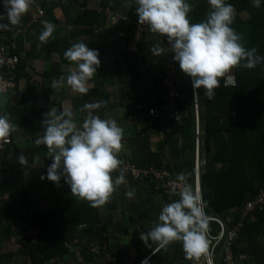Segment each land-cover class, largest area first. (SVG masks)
Instances as JSON below:
<instances>
[{"label":"crops","instance_id":"obj_1","mask_svg":"<svg viewBox=\"0 0 264 264\" xmlns=\"http://www.w3.org/2000/svg\"><path fill=\"white\" fill-rule=\"evenodd\" d=\"M34 1L43 7L44 13L34 20L26 12L17 25L10 26L0 36L7 47L20 56L13 75L1 71V76L8 80V87L5 92L0 90L3 100L0 114H6L17 128L10 133L11 145L0 154V264H15V259L19 258L21 264H33L24 244L33 241L34 215L50 210L61 212L56 219L68 251L44 264H136L156 248L151 242V247L145 246L139 239L140 233L150 230L162 203L171 199L156 191L148 181L125 177V183L116 188L109 201L95 207L98 222L81 220L87 215L83 205L88 202L72 195L63 178L58 187L47 180L46 168L51 157L46 146L36 145L35 140L43 136L42 121L51 107L58 111L68 107L77 121H83L86 112L80 111L82 105L103 101L95 114L104 119H116L123 129L118 158L153 162L174 173L188 171L193 156V133L184 127L186 122L180 126L182 123L173 120L160 122L140 117L135 108L138 102L157 106L164 100L165 89L160 78L168 46L149 34L133 45L137 18L112 22L113 12L128 15L130 0ZM189 2L195 4V0ZM240 16L246 19L249 14L243 11ZM44 22L56 26L47 43L38 40ZM75 42L98 50L100 64L87 84L88 89L96 86L97 94H79L67 85L51 88L53 79L66 76L74 67L63 52ZM154 46L162 51L154 54ZM177 84L182 92L181 112L187 116L190 88L188 76L180 69ZM200 90L204 92L203 88ZM200 142L202 145L201 139ZM201 145L200 153L209 162ZM229 148L226 133L212 138L211 151ZM19 155L25 156V165L18 163ZM205 168L210 169L211 164ZM129 189L135 190L132 198L125 196ZM236 208L229 209L224 218L234 217ZM245 220L234 247L235 253L244 258H236V264H264V218L253 211ZM150 261L151 264L190 263L184 257L180 242L158 249ZM214 262L222 264L218 256Z\"/></svg>","mask_w":264,"mask_h":264},{"label":"clouds","instance_id":"obj_2","mask_svg":"<svg viewBox=\"0 0 264 264\" xmlns=\"http://www.w3.org/2000/svg\"><path fill=\"white\" fill-rule=\"evenodd\" d=\"M131 2L136 5L137 23L146 26L148 32L166 37L173 53L172 60L191 79L194 97L195 90L203 88L204 97L213 100L219 78L231 69L237 66L253 69L264 62L257 49L246 48L242 35L231 27L234 8L226 0H207L209 10L205 19L195 23L189 18L193 7L189 0ZM251 3L259 8L264 0H251ZM30 4L31 0H0V7L4 9L0 13V32L17 25ZM55 27L51 22H44L38 40L47 43ZM152 51L159 54L162 49L154 46ZM63 56L74 67L66 76L53 79L51 88L67 85L73 92L87 94V84L100 64L98 50L75 42ZM103 103H84L80 111L86 115L80 123L70 108L62 107L58 111L51 107L42 121L43 136L35 140L36 145L46 146L51 157L46 168L47 180L58 187L63 178L71 194L92 207L107 203L116 188L125 183L124 169L120 167L123 162L117 156L122 146L123 129L116 119H104L95 114ZM16 128L6 114H0V141H6ZM17 160L20 165L27 163L24 155H19ZM118 168L119 174L113 175ZM44 178L42 175L41 179ZM169 185L172 196L177 198L162 203L157 221L150 230L141 232L139 239L147 247L155 243L158 249H167L173 242H180L185 259L198 262L204 257L212 264L208 239L210 217L199 186L189 183L185 172L177 173ZM134 195V189L125 192L128 198ZM141 264H147V258Z\"/></svg>","mask_w":264,"mask_h":264},{"label":"trees","instance_id":"obj_3","mask_svg":"<svg viewBox=\"0 0 264 264\" xmlns=\"http://www.w3.org/2000/svg\"><path fill=\"white\" fill-rule=\"evenodd\" d=\"M226 2L234 8L231 27L242 35L244 46L255 47L258 54L264 57V3L255 8L250 0ZM192 6L190 21L195 23L205 19L209 10L207 0H195ZM135 7V3L130 0L128 18H137ZM243 11L249 14L246 19L240 16ZM96 13L94 11V17L97 16ZM226 75L235 77L233 86L224 83ZM219 79L213 100H207L203 91L197 89L201 130L199 137L202 150L209 157V162L206 161L200 174V188L203 199L207 201V213L224 218L229 209L241 206L260 187H264V62L253 69L234 67ZM89 92L97 94L96 86L90 88L87 93ZM187 109L188 115L182 113L183 122L180 126L186 122L184 127L193 133L194 139L191 98ZM178 125L176 127H179ZM222 132L229 135L230 148L211 151L212 138ZM135 163L138 166L144 164ZM208 163L211 164L210 169L205 168ZM189 169L191 164L188 171ZM260 182L262 184L258 185ZM89 207H92L89 203L83 205L87 215L81 220L98 222L96 208L92 207L91 210ZM254 213L264 218V206ZM59 215L61 212L55 210L34 215L36 228L34 236L31 237L33 241L24 244L33 264H44L68 251L60 232L59 221L56 219ZM101 249L105 251L106 247Z\"/></svg>","mask_w":264,"mask_h":264},{"label":"built area","instance_id":"obj_4","mask_svg":"<svg viewBox=\"0 0 264 264\" xmlns=\"http://www.w3.org/2000/svg\"><path fill=\"white\" fill-rule=\"evenodd\" d=\"M3 8L0 7V13L3 12ZM101 10V9H100ZM44 13L43 7L35 4L34 0H31L30 7L27 11L30 19H37ZM112 22L119 20L129 21L127 13L111 14ZM6 31L0 32V36L5 34ZM149 34L152 39L160 38L168 46V53L164 61V72L160 78V83L165 89L164 100L157 106H148L143 102L135 104V108L139 112L140 117H149L157 119L160 122L166 120H175L178 123L183 122V115L179 107V100L182 97V92L177 84L178 69L179 66L172 60L173 53L170 50V46L167 42L166 37L160 36L156 33L147 31V27L140 25L135 21L134 35L132 44L137 45L143 35ZM20 63V56L12 52L7 45L0 38V90L5 92L8 87V80L6 77L1 76V71L13 75L17 66ZM190 87V98L192 105V114L194 116V139H193V156L191 161V169L184 171L188 174V182L198 185L200 188V174L206 160L200 153V137L201 134L199 126V104H198V93L194 97V91L191 86V79L188 77ZM226 85H234L235 77L233 75H227L224 78ZM82 121H77L80 123ZM12 143L11 135L6 141H0V154H2L8 145ZM123 163L120 167L124 169V176L130 177L135 181H148L152 187L159 193L168 196L169 199H176L177 197L172 196L170 192L169 181L174 180L177 174L172 169L165 166H157L153 162H146L143 165L136 164L127 158H119ZM119 174V168L114 171L113 175ZM191 177V178H189ZM201 191V188H200ZM264 206V187H260L254 195L247 199L241 206L235 210V216L227 219L220 216L206 213L210 217L208 239H209V256L212 264H215L214 260L218 256L221 259L222 264H236V258H244L241 254H236L234 251L236 240L243 228L244 220L246 217L255 210H260ZM156 247L146 256L140 258L136 264H141L142 260L147 258V264H150V259L153 253L157 250ZM189 264H208L207 259L201 257L200 260L192 261Z\"/></svg>","mask_w":264,"mask_h":264},{"label":"rangeland","instance_id":"obj_5","mask_svg":"<svg viewBox=\"0 0 264 264\" xmlns=\"http://www.w3.org/2000/svg\"><path fill=\"white\" fill-rule=\"evenodd\" d=\"M16 248H18V247H16ZM16 250H17V249H16ZM20 259H21V258H19V259H15V264H21Z\"/></svg>","mask_w":264,"mask_h":264}]
</instances>
